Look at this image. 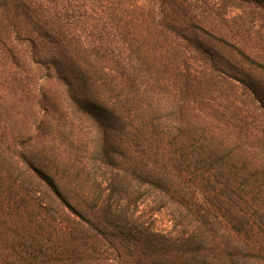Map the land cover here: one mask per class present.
Returning <instances> with one entry per match:
<instances>
[{
    "label": "trees",
    "instance_id": "obj_1",
    "mask_svg": "<svg viewBox=\"0 0 264 264\" xmlns=\"http://www.w3.org/2000/svg\"><path fill=\"white\" fill-rule=\"evenodd\" d=\"M0 264H264V0H0Z\"/></svg>",
    "mask_w": 264,
    "mask_h": 264
},
{
    "label": "rangeland",
    "instance_id": "obj_2",
    "mask_svg": "<svg viewBox=\"0 0 264 264\" xmlns=\"http://www.w3.org/2000/svg\"><path fill=\"white\" fill-rule=\"evenodd\" d=\"M83 134H87L90 131L88 126L82 128ZM108 177V173L104 174L101 178ZM136 215L142 217L145 225L164 229H173L176 225V220L173 219L171 211L167 208H162L159 199L154 195H147L139 204Z\"/></svg>",
    "mask_w": 264,
    "mask_h": 264
}]
</instances>
